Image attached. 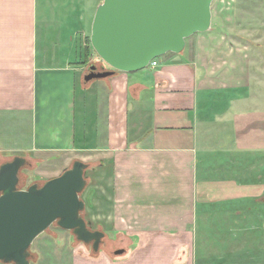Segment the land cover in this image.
Here are the masks:
<instances>
[{"label": "crops", "instance_id": "0c3cea01", "mask_svg": "<svg viewBox=\"0 0 264 264\" xmlns=\"http://www.w3.org/2000/svg\"><path fill=\"white\" fill-rule=\"evenodd\" d=\"M85 4L0 0V164L32 159L43 182L87 163L84 219L122 246L93 255L42 236L31 264H264L258 60L206 31L85 81Z\"/></svg>", "mask_w": 264, "mask_h": 264}, {"label": "water", "instance_id": "95a60500", "mask_svg": "<svg viewBox=\"0 0 264 264\" xmlns=\"http://www.w3.org/2000/svg\"><path fill=\"white\" fill-rule=\"evenodd\" d=\"M212 1L102 0L92 18L89 41L111 69L97 70L92 64L84 80L137 71L167 52H181L187 38L211 28ZM27 162L16 155L0 164V262L31 264V244L53 223L99 251L104 232L90 229L81 215L88 164L74 160L42 184L19 188V172Z\"/></svg>", "mask_w": 264, "mask_h": 264}, {"label": "rangeland", "instance_id": "374dc122", "mask_svg": "<svg viewBox=\"0 0 264 264\" xmlns=\"http://www.w3.org/2000/svg\"><path fill=\"white\" fill-rule=\"evenodd\" d=\"M85 1L86 11L84 12V22H87L86 24H88V21L91 16L93 17L97 6L94 9V3L92 1L89 4L87 3V0ZM101 2L102 0L100 3ZM211 15V28L208 32L225 36L228 41L234 45L236 44L240 46L243 51L247 50L260 63L261 67L260 70H258V73L260 74V78L264 80V0H213L211 3ZM91 52L93 53V58H90L89 56L85 64L88 67L90 63H94L97 67L101 68L98 62L101 61L100 58L92 48ZM104 65L105 67H109L105 63ZM11 158L12 157H10V159ZM27 161V164L19 172V188H26L30 184L34 183L35 176L30 169L32 167V164L30 163L32 159L28 158ZM88 168L89 166L87 169ZM87 169L85 171H87ZM85 176H87L86 173ZM43 182L40 181L37 183L42 184ZM81 215L84 217V210L81 212ZM42 236L55 239V241L57 240L61 245L70 244L72 248L83 244L76 240L71 231L62 229L56 223H53L38 237L40 238ZM38 237L33 241L29 248V258L32 263H35L37 260L36 251L34 249L35 243L37 242V239H39ZM120 239V236L105 235L102 239L104 241V245L101 244L99 250L104 249L108 254L112 255L117 247L122 246ZM83 245L90 252L92 251L91 245Z\"/></svg>", "mask_w": 264, "mask_h": 264}, {"label": "trees", "instance_id": "16d2710c", "mask_svg": "<svg viewBox=\"0 0 264 264\" xmlns=\"http://www.w3.org/2000/svg\"><path fill=\"white\" fill-rule=\"evenodd\" d=\"M87 42H88V44L90 45L89 38L87 39ZM155 59H156V58H155ZM87 60H88V53L86 52V53H85V60H84V63H86ZM85 177H86V176H85ZM86 223H87L88 227L91 229V226H90L89 222L86 221ZM90 253L93 254V255H95V254L98 253V251H97V252H94V251L92 250Z\"/></svg>", "mask_w": 264, "mask_h": 264}, {"label": "flooded vegetation", "instance_id": "af4514ba", "mask_svg": "<svg viewBox=\"0 0 264 264\" xmlns=\"http://www.w3.org/2000/svg\"><path fill=\"white\" fill-rule=\"evenodd\" d=\"M92 64H94V63H90L89 66L92 65ZM94 65H95V64H94ZM89 66H88V67H89ZM95 66H96V69H97V70H101V68L97 67V65H95ZM88 67H87V72H88Z\"/></svg>", "mask_w": 264, "mask_h": 264}, {"label": "built area", "instance_id": "2783aa9c", "mask_svg": "<svg viewBox=\"0 0 264 264\" xmlns=\"http://www.w3.org/2000/svg\"><path fill=\"white\" fill-rule=\"evenodd\" d=\"M150 65H156V60L155 59L152 60L151 63H150Z\"/></svg>", "mask_w": 264, "mask_h": 264}]
</instances>
